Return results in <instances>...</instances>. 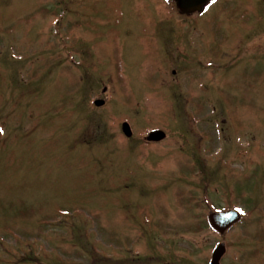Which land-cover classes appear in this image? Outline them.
I'll return each instance as SVG.
<instances>
[{
	"label": "rangeland",
	"instance_id": "374dc122",
	"mask_svg": "<svg viewBox=\"0 0 264 264\" xmlns=\"http://www.w3.org/2000/svg\"><path fill=\"white\" fill-rule=\"evenodd\" d=\"M219 242L264 264V0H0V264H209Z\"/></svg>",
	"mask_w": 264,
	"mask_h": 264
},
{
	"label": "water",
	"instance_id": "95a60500",
	"mask_svg": "<svg viewBox=\"0 0 264 264\" xmlns=\"http://www.w3.org/2000/svg\"><path fill=\"white\" fill-rule=\"evenodd\" d=\"M176 4V8L181 14H194L201 12L204 6L209 2V0H174ZM104 100L96 99L94 104L96 107L102 106L104 104ZM127 122L122 123V130L125 136L131 137L132 130ZM166 134L162 130H153L151 131L147 137V141H160L165 138ZM208 220L210 225L216 232L223 234L228 228H230L233 224H235L238 220H240V215L237 211L228 210L224 212H212L208 215ZM225 253V244L219 243V245L212 252V257L210 264H220V259Z\"/></svg>",
	"mask_w": 264,
	"mask_h": 264
},
{
	"label": "trees",
	"instance_id": "16d2710c",
	"mask_svg": "<svg viewBox=\"0 0 264 264\" xmlns=\"http://www.w3.org/2000/svg\"><path fill=\"white\" fill-rule=\"evenodd\" d=\"M201 165V164H200ZM11 256H12V254H11ZM12 258H13V256H12ZM22 261H23V259H22Z\"/></svg>",
	"mask_w": 264,
	"mask_h": 264
}]
</instances>
